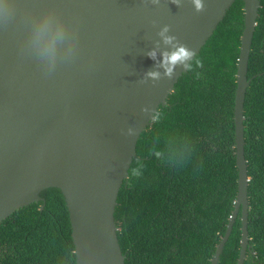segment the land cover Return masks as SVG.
Returning a JSON list of instances; mask_svg holds the SVG:
<instances>
[{"label":"water","instance_id":"water-1","mask_svg":"<svg viewBox=\"0 0 264 264\" xmlns=\"http://www.w3.org/2000/svg\"><path fill=\"white\" fill-rule=\"evenodd\" d=\"M235 1L204 0L198 13L191 0L180 7L171 0H0V224L43 200V190L59 188L77 264H125L115 220L119 192L154 111L187 72L177 67L171 80L141 83L157 64L146 53L170 25L169 34L198 55ZM242 1L234 117L238 193L211 264L219 263L240 212L237 264H244L250 245L244 104L261 1ZM165 47L161 40L160 51Z\"/></svg>","mask_w":264,"mask_h":264},{"label":"trees","instance_id":"trees-1","mask_svg":"<svg viewBox=\"0 0 264 264\" xmlns=\"http://www.w3.org/2000/svg\"><path fill=\"white\" fill-rule=\"evenodd\" d=\"M248 64L244 104L248 231L244 264H264V0ZM244 2L236 0L184 73L158 120L142 133L117 199L115 220L125 264H211L238 193L235 98ZM132 169L137 175H132ZM0 224V264H77L62 191ZM241 212L218 264H237Z\"/></svg>","mask_w":264,"mask_h":264},{"label":"clouds","instance_id":"clouds-1","mask_svg":"<svg viewBox=\"0 0 264 264\" xmlns=\"http://www.w3.org/2000/svg\"><path fill=\"white\" fill-rule=\"evenodd\" d=\"M148 2L149 0H145V3ZM150 2L158 5L160 0H150ZM171 2L178 7L182 6L181 0H171ZM191 2L196 12L205 11L204 0H191ZM170 31L171 26L165 25L157 33L160 40H157L155 42L156 46L146 53L150 59L157 61V64L155 70H149L145 73L141 83H147L149 79L154 84L164 78L171 80L176 75L177 67L183 68L185 71H192L194 67L202 68L204 66L203 62L197 57L196 51L182 43L175 35H170ZM161 40L167 46L163 51H160ZM159 69H163V73ZM143 111L148 112L149 108L145 107ZM160 115L157 110L154 111V119L158 120ZM131 135H135L134 130H130ZM132 175H137L134 169H132Z\"/></svg>","mask_w":264,"mask_h":264}]
</instances>
